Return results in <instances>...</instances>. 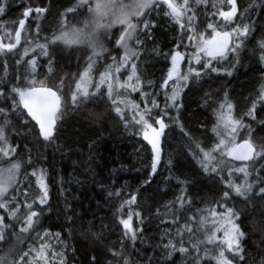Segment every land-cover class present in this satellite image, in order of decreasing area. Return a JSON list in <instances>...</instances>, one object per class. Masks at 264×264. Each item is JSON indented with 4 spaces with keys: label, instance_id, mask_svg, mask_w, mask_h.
I'll return each mask as SVG.
<instances>
[{
    "label": "trees",
    "instance_id": "obj_1",
    "mask_svg": "<svg viewBox=\"0 0 264 264\" xmlns=\"http://www.w3.org/2000/svg\"><path fill=\"white\" fill-rule=\"evenodd\" d=\"M94 1L7 0L6 13L0 16V36L3 43L8 44L14 43L18 21L23 18L22 13L29 3L47 9L39 14V19H34L37 15L34 14L26 23L27 30L22 33L21 45L15 52L23 55L24 48H29L30 51L20 64H16L15 54H9L8 57L0 55V78L5 77L7 64V77L0 83V91H10L13 86L27 85L28 80L33 78L27 64L31 59L37 60L34 76L37 81L44 80L49 86L55 87L63 79L65 84V114L57 123L53 142L38 138L32 130V122L25 124L23 115L10 111L11 98H0V108L11 118L12 142L18 145L17 153L22 156L15 190L18 196L23 192L30 193L28 199L31 200L38 192L31 169L40 166L47 173L50 210L45 212L42 223L46 230L61 232L60 240L68 245V264H89L92 256L96 257L97 264H109V261H114L109 249L114 246L118 249L123 236V228L119 224L120 214L116 209L123 200L136 195L137 204L131 207L133 211H139L141 217L138 219L133 216V226L143 231L139 232L135 246L125 241V256L133 261V264H149V261L151 264H171V261L164 257V249L159 247L160 235L166 228L172 232H175L176 228L172 224L161 223L157 211L163 214L165 205L176 200L181 194L185 185L178 184L177 178L188 180L187 196L194 201L192 211L187 216H193L197 209L215 206V202L222 196L221 189L224 185L218 176H208L201 171L197 160L193 158V151L199 150L195 144L190 145L188 137L176 126L172 119L176 116L174 110L169 109V116L165 117L169 127L161 142L162 160L158 172L153 176L148 147L140 135L132 133L131 125L126 129L124 122L116 116L111 102L107 99L106 88L100 89V92L104 93L103 96L97 94L79 108L72 107L71 91L75 90V83L85 71L92 49L86 43L66 45L62 40H56L55 44H49L46 56L36 45L48 43L52 37H58L64 32L82 30L86 25H93L97 20L94 17ZM239 3L242 7L247 6L249 0H239ZM70 8L75 10L69 12ZM197 11L200 15L196 24L204 29L206 17L202 9ZM145 15L155 27L148 30L150 35H146L143 25H139L137 35L144 43L137 48L135 42H132L131 46L139 51L140 55L138 59L132 58L129 66L133 62L136 63L137 74L144 86L147 87L148 81H151L153 87L148 90L160 93L159 84L162 83L169 66V61L163 53L175 47L181 33L177 25L158 11H149ZM144 18L140 17L139 20ZM253 19L257 21L256 31L245 42L239 63L231 56L219 64L214 61V66L221 69L219 75L212 73L185 89L184 107L179 114L180 122L206 150L217 142L212 132L216 123L213 111L223 102L225 93L234 106V118H242L245 124H251L256 130L253 135L257 143L264 142L261 139L264 137V126L245 115L257 97L260 84L264 83V65L259 62L261 52L257 46V41L264 37V19L260 16H254ZM6 32L12 35H5ZM33 48L35 51L31 50ZM154 49L161 54L157 55ZM112 55H117L118 60L121 57L117 51H113L94 65L91 76L95 82L89 89L90 92L95 91L96 80L106 67L113 63ZM49 64L52 66L51 73L48 71ZM225 69L231 71L232 75H226ZM119 75L122 77L121 73ZM137 96L138 94L132 98L142 106V101L139 98L138 100ZM156 98L163 107L162 93ZM205 100L208 101L207 105ZM19 111L23 112L22 109ZM257 112L260 113L259 107ZM261 115L264 113L257 115V121ZM243 135L241 132V137ZM239 141L242 139L238 137L237 142ZM15 160L16 157H12L11 161L7 159L0 163V167L6 168ZM28 160L32 163H26ZM241 180L242 175L237 174L236 182L240 183ZM11 192L12 190L9 195ZM109 192H120V196H109ZM20 199L23 201V196H20ZM229 204H234L240 215L237 223L246 234V252L256 257L264 255V201L258 197L250 201L233 197ZM127 211L128 208L125 207V214ZM0 214L7 216L2 209ZM187 216L178 214L180 226L187 221ZM168 218L170 219V216ZM193 226L198 227L194 216ZM93 234H98L99 239L94 238ZM195 235L202 238L203 234L198 232ZM49 239L56 248L61 246L55 239ZM31 243L32 241L25 242V250ZM0 246L6 248L7 245ZM172 259L176 264H182L178 253ZM188 264H191L190 260ZM206 264L215 262L208 261Z\"/></svg>",
    "mask_w": 264,
    "mask_h": 264
},
{
    "label": "snow or ice",
    "instance_id": "obj_2",
    "mask_svg": "<svg viewBox=\"0 0 264 264\" xmlns=\"http://www.w3.org/2000/svg\"><path fill=\"white\" fill-rule=\"evenodd\" d=\"M107 6V0H102L97 4V9ZM7 8V0H0V16L6 13ZM198 9H202L206 17L204 21L206 28L203 30L196 24L200 15ZM74 10L68 9L69 12ZM46 11V8L29 3L22 13L23 18L18 21V30L14 32L15 42L6 45L0 43V55L8 57L9 54H15L16 64H20L23 57L29 54L30 49L24 48L23 55L14 50L21 44L22 33L27 30V19L33 13L37 14L34 19H39V14ZM149 11H158L167 17L179 27L181 33L175 47L163 53L165 59L169 61V66L162 83L159 84L160 93L148 90L153 87L151 81H148L147 87L144 86V82L137 74V64L134 62L131 63L130 74L127 75L126 80L122 82L119 75L122 69L128 67L132 58H139V51L131 46L133 41L137 48L144 43L137 35L139 25H143L146 35H150L148 30L155 27L145 15ZM254 16L264 19V0H249L247 6L243 7L239 0H132L128 10H122L119 22L124 27L122 34L115 39V47L122 49L123 55L119 60L117 55L111 56L113 63L100 76L95 91L90 92L94 62L109 52L108 48L92 43L87 68L75 83V90L71 91L72 107L79 108L91 97L97 94L103 96L104 93H101L100 89L102 85H106L107 99L111 102L116 116L124 122V127L128 129L131 125L132 133L140 135L150 145L153 176L157 173L161 162V142L169 127L165 117L169 116V109L174 110L176 116L172 119L176 126L188 137L190 145L195 144L196 149L199 150L193 151V158L197 160L201 171L208 176H218L223 183L222 196L215 202V206L197 209L193 214L195 224L198 225L194 227L193 216H187L194 204V201L187 196L188 180L177 178L178 184L185 185L181 189V194L176 200L165 205L163 214L157 211L161 223L172 224L176 228L175 232L166 228L160 235L159 247L164 249V257L167 261H171V264H176L172 258L177 253L182 258V264H188L189 260L191 264H206L208 261H214L215 264H264V255L256 257L246 252L244 247L246 234L237 223L240 215L235 205L229 204L233 197H239L244 201L258 197L264 201V142L257 143L253 135L256 130L251 124H245L242 118H234V106L229 101L227 93L223 102L213 111L216 123L212 132L216 135L217 142L207 150L193 139L179 119L180 111L184 107L185 89L190 84L199 83L205 76L221 73V69L214 66L213 61L219 64L231 56L235 58L236 63H239L245 42L256 31L257 21L253 19ZM138 17L145 18L138 19L134 23L133 18ZM5 35L11 36L12 33L6 32ZM81 38V33L74 30L64 32L58 37L54 36L48 43L37 44L36 47L47 56L49 44H55L56 40L72 45L79 43ZM257 46L261 52L259 62L264 65V37L257 41ZM31 50L35 51V48ZM156 54L161 53L156 51ZM185 62L187 69L182 71ZM27 64L30 66L33 78L29 79L24 87L13 86L10 91H0V98H11L10 111L23 115L25 124L34 122L32 130L36 132L38 138L45 142H53L57 123L65 114L64 80L61 79L55 87L49 86L44 80L37 81L34 78L37 60L31 59ZM48 71L52 72L51 64ZM224 73L228 76L232 75V72L226 69ZM6 77L7 64H5V77L0 78V83ZM137 92L140 94L142 106L141 103L130 98L132 93ZM161 93L163 107L156 98ZM204 103L207 105L208 101L205 100ZM258 107L260 113L257 112ZM20 109L23 112H20ZM261 113H264V83L260 84L257 97L245 115L264 126V115H261L257 121V115ZM10 128L11 118L3 108H0V159L11 161L12 157H16V160L10 162L6 168L0 167V209L7 213V216L0 214V245H7L6 248L0 246V264H68L66 258L68 245L60 240L61 232L46 230L42 223L45 212L50 210L47 173L43 169L31 173L36 177L35 185L38 189L31 200L28 199L31 194L23 192L20 193V196H23L21 201L15 190L22 156L17 153L18 145H14L11 140ZM241 132L244 133L242 137ZM238 137L242 142H237ZM261 139L264 140V137ZM237 161L242 163L238 165L235 163ZM26 163L31 164L32 161L28 160ZM237 174H242L240 183L236 182ZM10 190H12L11 195H9ZM108 195L119 197L120 192H109ZM135 204H137V196L131 195L116 209L120 214L119 224L123 227V236L119 241L118 249L115 246L109 249L114 258L109 264H121V261L122 264H133V261L125 256L124 250L127 246L125 241L135 246L139 232L143 231L133 226V216L138 219L141 217V213L133 211L131 207ZM125 207L128 208L126 214ZM179 213L187 216L183 226L179 224ZM125 215L127 218H124ZM198 232H202V238L195 235ZM93 235L94 238L99 239L98 234ZM49 237L55 239L61 246L56 248ZM26 241H32L28 244L27 250L23 247ZM89 264H97L95 256L91 257Z\"/></svg>",
    "mask_w": 264,
    "mask_h": 264
},
{
    "label": "rangeland",
    "instance_id": "obj_3",
    "mask_svg": "<svg viewBox=\"0 0 264 264\" xmlns=\"http://www.w3.org/2000/svg\"><path fill=\"white\" fill-rule=\"evenodd\" d=\"M101 2H102V0H95L93 3L94 12H95L94 17H95V20L97 19L96 22L93 25H86L82 30H75V31H78L81 33L82 38H81V41L79 43H86L87 45H89L90 49H92V43L97 44V46H102L104 48H108L109 52L105 53V55L100 57L99 59L104 58L106 55L112 53L113 51H117V53H119V55L122 56L123 50L115 47V39H117L122 34V29L124 27V25H122L119 22L120 16L122 14V10H128V6L132 3V0H107L108 6L106 8L98 10L97 4L101 3ZM139 18L140 17L133 18V22L135 23ZM201 30H203V29L201 28ZM206 34H208V33H206ZM133 42H135V41H133ZM79 43H77V44H79ZM185 43H187V41ZM131 45H132V43H131ZM189 51H191V49H189ZM99 59H97L94 62V65L97 64ZM103 62H105V59H103ZM86 63L88 64V60ZM213 63H214V61H213ZM87 64H86V68H87ZM86 68H85V70H86ZM93 68H94V66H93ZM107 69H108V66L106 67L105 71ZM186 69H187V64L185 62V65H182V71H186ZM105 71H103L102 74H104ZM121 74H122L121 81L123 82L124 80H126L127 75L130 74V66L128 65V67L122 69ZM100 76L96 80L97 84L100 82ZM91 79H92V85H93L95 80L92 78V76H91ZM101 87L106 88V85H102ZM106 90H107V88H106ZM121 91H123V90H121ZM136 94H138L137 99L138 98L140 99V94L138 92L132 93L130 98L133 99L132 97ZM215 137H216V135H215ZM239 142H241V141H239ZM5 160H7V159H0V163L5 161ZM41 169L42 168L40 166H36L33 169H31V173L34 170L39 171ZM34 179L36 180V177H34ZM218 235L222 236V234H218ZM36 246L38 247L39 244H37Z\"/></svg>",
    "mask_w": 264,
    "mask_h": 264
},
{
    "label": "water",
    "instance_id": "obj_4",
    "mask_svg": "<svg viewBox=\"0 0 264 264\" xmlns=\"http://www.w3.org/2000/svg\"><path fill=\"white\" fill-rule=\"evenodd\" d=\"M44 13V12H43ZM35 13H33L32 15H34ZM31 15V16H32ZM31 16H29L28 17V19H27V21L31 18ZM27 23V22H26ZM17 30H18V27H17ZM21 40H22V36H21ZM15 42V41H14ZM0 43H3V41H2V38H1V36H0ZM5 44V43H4ZM6 45V44H5ZM21 45V44H20ZM20 45L14 50V51H16L19 47H20ZM29 120H30V118H29ZM32 123H34V122H32ZM143 142H144V144L148 147V149H149V151H150V154H151V147H150V145H148L147 144V142L145 141V140H143ZM242 142V141H241ZM161 149H162V144H161ZM161 160H162V152H161ZM161 163V162H160ZM236 164H241L242 162H239V161H237V162H235ZM160 166V165H159ZM159 166H158V169H159ZM158 169H157V172H158Z\"/></svg>",
    "mask_w": 264,
    "mask_h": 264
},
{
    "label": "bare ground",
    "instance_id": "obj_5",
    "mask_svg": "<svg viewBox=\"0 0 264 264\" xmlns=\"http://www.w3.org/2000/svg\"><path fill=\"white\" fill-rule=\"evenodd\" d=\"M36 15V14H35ZM32 17V16H31Z\"/></svg>",
    "mask_w": 264,
    "mask_h": 264
}]
</instances>
